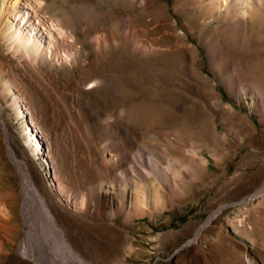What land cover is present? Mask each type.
<instances>
[{"label": "rangeland", "instance_id": "obj_1", "mask_svg": "<svg viewBox=\"0 0 264 264\" xmlns=\"http://www.w3.org/2000/svg\"><path fill=\"white\" fill-rule=\"evenodd\" d=\"M162 1L21 0L2 17L0 264H79L37 239L12 154L87 264H264V0L247 20ZM24 12L60 68L10 47ZM142 150L160 162L132 210L106 164Z\"/></svg>", "mask_w": 264, "mask_h": 264}, {"label": "bare ground", "instance_id": "obj_2", "mask_svg": "<svg viewBox=\"0 0 264 264\" xmlns=\"http://www.w3.org/2000/svg\"><path fill=\"white\" fill-rule=\"evenodd\" d=\"M20 1L21 0H1V2H0V22H1V19L3 16L7 15L8 13H13V11L16 9L17 5L20 4ZM76 1L83 2V0H76ZM145 1L149 6H151L152 3L156 2V1L159 4H161L162 6H164V4H165V2H163L162 0H145ZM259 1H262V0H259ZM202 2H205V0H202ZM214 4L216 5V7L218 9L225 10L226 15H230V14L234 13V15L238 19H242V20L246 19L247 20L250 11L253 10V8L256 5V0H211L210 2L207 3V5L210 9H213ZM28 16L29 15L28 14L25 15V12H24V14L21 17V21H19V23H16V24L14 22L11 23L9 26H7L6 30L4 31V34L7 38L6 40L10 44V47L17 50V51H20L22 54V57L28 56V58L30 60L36 61L37 63L49 61V64H51V66L60 68L61 66H59L57 64L59 66L58 67L54 63V61L48 60L46 58V56H44L42 54L44 47L42 46V44L39 41H37L33 37L32 33L22 32L20 23L22 22V20H26L28 18ZM59 33H61V31H59ZM51 39H53V37H51ZM31 120L34 123L33 119H31ZM5 129H6V127H5ZM38 136H39L38 131L36 129L29 128L28 141L31 143V146H32L34 153H40L41 149H43V148H41V143L39 141ZM49 153H50V151L47 152V154H49ZM12 155L19 165V169H20L22 176H23L24 184H25L27 190L29 191V193L31 194V196L33 198V202L35 205V208L33 209V212H32L33 225L39 230V232L37 234V239L40 242H42L43 244H45L46 242H48V244L50 242H54V241L59 242L61 245H63L66 248L68 253L71 255V257H72L71 260L73 262L79 263V264H87L86 262H84L82 260V258H80L79 256H77L74 253L73 248L70 245L71 244V242H70L71 236L69 235V232L64 230V231H66V233H67L66 235L69 239L67 237L66 238L70 243L67 242V240L65 238V233L62 231L58 232L57 229H55V227H54L55 216H56V224L58 221L59 222L62 221L61 211H59V209L57 210V208H56L57 211H56V213H54V211H52L53 209L51 210L47 206L43 196H41L32 187V182H31L30 178L28 177V175L26 174V171L23 168L21 162H19V160L16 159L14 154H12ZM121 158H122V155H121V157L117 158L116 162L108 163V164H106V166L110 170V173L112 174V176L114 178L111 181L113 190L116 191V184H115L116 178H119L118 181H120V183H121L120 184V188H121L120 190L122 191L123 196L126 198L127 195H129V198H130L129 202L127 200V202H125V203H127V204L129 203L130 209L135 210L138 207L137 191H135V188H133L132 186L144 187V189H145V181L148 179H146L144 177L142 178V173H145L146 174L145 177H147V178L151 177L152 174L156 170L157 162H160V160L145 150L139 151L138 154L132 156V158H130V162H123V159H121ZM170 162H176V161L171 160ZM153 187H154V185H153ZM60 189L62 190L61 186H60ZM263 189H261L259 192H257V194L262 193ZM108 191H109V189H107V192ZM83 201H84V197L82 198L81 202H83ZM2 204H3V202L0 201L1 206H2ZM4 210H5V212L7 211L8 214L12 213L9 209H7V207ZM64 214L70 216L66 212H64ZM70 218L72 219L76 228H77L78 224H82L78 220L77 217L70 216ZM82 227H85V226H82ZM79 229L80 228H78L76 231L79 232ZM78 232H77V234H78ZM199 234H200V232L198 233L196 238L199 236ZM79 235H81V234H79Z\"/></svg>", "mask_w": 264, "mask_h": 264}, {"label": "water", "instance_id": "obj_3", "mask_svg": "<svg viewBox=\"0 0 264 264\" xmlns=\"http://www.w3.org/2000/svg\"><path fill=\"white\" fill-rule=\"evenodd\" d=\"M0 106H1V105H0ZM1 120H2V119H1ZM38 138H40V136H38ZM202 225H203V224H202ZM200 227H201V226H200ZM200 227H199V228H200ZM190 241H191V240H190Z\"/></svg>", "mask_w": 264, "mask_h": 264}]
</instances>
